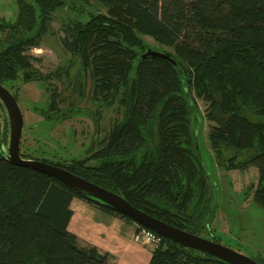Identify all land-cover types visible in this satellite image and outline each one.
Wrapping results in <instances>:
<instances>
[{"label":"trees","instance_id":"16d2710c","mask_svg":"<svg viewBox=\"0 0 264 264\" xmlns=\"http://www.w3.org/2000/svg\"><path fill=\"white\" fill-rule=\"evenodd\" d=\"M65 4L18 0L16 20L0 21V83L45 81L48 111L64 118L76 107H60L63 98L53 80L78 62L80 92L90 83L98 104L115 107L117 115L94 138L89 153L43 159L200 234L209 230L214 215L208 173L196 146L200 117L195 97H200L213 122L209 138L217 164L227 170L256 166L258 182L251 190L264 208V0H80L70 8L89 15L65 23L68 67L45 73L28 50L40 45L54 12ZM144 36L171 47L178 66L142 57L151 47ZM3 152L0 264H116L95 245L78 243L68 228L71 202L78 197L135 222L130 216L57 177L12 163ZM21 155L35 157L22 149ZM149 264L231 263L163 237Z\"/></svg>","mask_w":264,"mask_h":264},{"label":"rangeland","instance_id":"374dc122","mask_svg":"<svg viewBox=\"0 0 264 264\" xmlns=\"http://www.w3.org/2000/svg\"><path fill=\"white\" fill-rule=\"evenodd\" d=\"M17 1L0 0V21L16 20ZM63 1L66 4L54 12L50 31L44 35L39 46L29 50L30 54L38 58L33 60L34 65L45 73L68 67L71 56L62 45L65 23L71 19L86 20L89 15L87 10L70 8L73 4L78 6L80 0ZM144 38L156 50L173 51L171 47L155 41L151 36ZM79 68L80 65L76 62L69 68L71 72L63 70L62 76L53 80L54 86L61 92L60 97L63 98L60 107H76V110L70 112V116L68 114L64 118L48 111L49 93L45 81L23 82L17 78L5 83L13 90L18 87L17 100L24 114L22 151L54 161L83 156L93 149L94 138L100 133L102 135V129L109 126L115 118V107L99 105L93 98L90 83L86 85L83 93L80 92L83 87L80 84L82 78L78 75ZM195 98L200 117L195 128L198 131V152L208 173L211 205L214 209L209 230H203L200 234L207 238L214 236L235 250L263 260L264 208L253 201L251 190L258 182V168L250 166L246 170H227L217 164L209 138L213 122L205 116L207 103L200 97ZM6 118V109L0 105V150L7 148L9 140V135L5 136ZM195 119L196 114L193 113V126Z\"/></svg>","mask_w":264,"mask_h":264},{"label":"water","instance_id":"95a60500","mask_svg":"<svg viewBox=\"0 0 264 264\" xmlns=\"http://www.w3.org/2000/svg\"><path fill=\"white\" fill-rule=\"evenodd\" d=\"M141 56L158 57L168 60L175 66H178L177 60L173 57L170 51H161L156 50L153 47H148L141 54ZM0 101L6 109L9 123V140L7 148L3 153L4 156L12 163L16 165L32 167L57 177L72 188L120 210L122 213L130 216L135 222L150 228L156 231L162 237L180 243L185 247H190L205 253H209L231 264H263L253 257L235 250L221 242L191 233L162 219H159L135 207L122 195L75 173H72L64 167L50 162H45L43 160L24 158L20 152L24 126V114L15 95L2 83H0ZM197 135L198 131L196 129V146H198ZM95 140L96 139L93 140V145L95 144Z\"/></svg>","mask_w":264,"mask_h":264},{"label":"crops","instance_id":"0c3cea01","mask_svg":"<svg viewBox=\"0 0 264 264\" xmlns=\"http://www.w3.org/2000/svg\"><path fill=\"white\" fill-rule=\"evenodd\" d=\"M73 215L68 228L82 246L95 245L116 264H149L152 246L134 239L137 222L106 212L78 197L71 202Z\"/></svg>","mask_w":264,"mask_h":264},{"label":"built area","instance_id":"2783aa9c","mask_svg":"<svg viewBox=\"0 0 264 264\" xmlns=\"http://www.w3.org/2000/svg\"><path fill=\"white\" fill-rule=\"evenodd\" d=\"M134 239L142 244L151 245L155 248L162 243L163 237L154 230L137 223Z\"/></svg>","mask_w":264,"mask_h":264},{"label":"flooded vegetation","instance_id":"af4514ba","mask_svg":"<svg viewBox=\"0 0 264 264\" xmlns=\"http://www.w3.org/2000/svg\"><path fill=\"white\" fill-rule=\"evenodd\" d=\"M36 47H33V48H29V50H32V49H35ZM28 50V51H29ZM5 85V84H4ZM6 86V85H5ZM6 87H8V86H6ZM9 88V87H8ZM10 89V88H9ZM11 90V92L15 95V92H17V97H18V94H19V91H17V89L16 90H13V89H10ZM16 97V96H15ZM16 97V98H17ZM5 108V107H4ZM7 119H8V117H7ZM9 124V123H8ZM8 135H9V133H8ZM23 135V134H22ZM9 138V137H8ZM7 138V139H8ZM5 150V149H4ZM197 151H198V146H197ZM20 152H21V146H20ZM199 153V152H198ZM30 159H38V160H43V161H45V162H49V161H46V160H44L43 158L42 159H39V158H30ZM51 163V162H50ZM54 164V163H53ZM56 165V164H55ZM246 194H248V193H246ZM252 198H253V191H252ZM253 201H254V199H253ZM255 202V201H254ZM210 227V226H209ZM190 232V231H189ZM192 233V232H191ZM195 234V233H194ZM198 235H201V234H198ZM202 236V235H201ZM203 237H205V236H203ZM207 238V237H206ZM209 239H211V240H214L213 238H209ZM214 241H216V240H214ZM217 242H221V241H217ZM222 243V242H221ZM224 244V243H223ZM255 259V258H254ZM257 260V259H256ZM259 261V260H258Z\"/></svg>","mask_w":264,"mask_h":264}]
</instances>
